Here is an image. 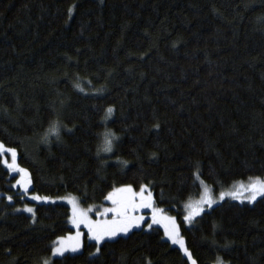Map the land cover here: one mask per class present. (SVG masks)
<instances>
[{
	"label": "trees",
	"instance_id": "obj_1",
	"mask_svg": "<svg viewBox=\"0 0 264 264\" xmlns=\"http://www.w3.org/2000/svg\"><path fill=\"white\" fill-rule=\"evenodd\" d=\"M54 122L72 131L46 145ZM106 131L120 139L98 157ZM0 141L33 195L89 207L145 184L178 222L200 194L197 165L213 193L264 178V0H0ZM16 178L0 163V264H43L73 231L69 208L25 199ZM181 234L198 264H264V198L215 205ZM95 245L51 264L186 260L159 227Z\"/></svg>",
	"mask_w": 264,
	"mask_h": 264
},
{
	"label": "snow or ice",
	"instance_id": "obj_2",
	"mask_svg": "<svg viewBox=\"0 0 264 264\" xmlns=\"http://www.w3.org/2000/svg\"><path fill=\"white\" fill-rule=\"evenodd\" d=\"M102 2V0H101ZM75 5L68 9L67 15L69 19L72 18L74 13ZM74 87L80 91L84 92V89L77 83ZM114 109L108 107L105 113L103 123L107 125L108 121L112 119ZM62 126L59 122H54L45 135L42 137V143L50 145L51 141L49 136H55L56 140L59 142L61 140V128ZM156 129H159V124L155 125ZM64 130L71 132L72 129ZM120 138L111 131H106L104 133L103 143L97 149V156L99 157L101 152L112 153L114 149V142L118 141ZM7 154V156H6ZM9 158L10 161L9 162ZM0 163L13 173H18L20 178L16 180V184L23 189L25 194L28 193L29 186L32 184L31 174L28 169L21 167L18 163V151L16 147H8L3 141H0ZM123 167H127V161H118ZM194 183L199 182L201 186L204 187V192L201 195L199 201L195 204H186L185 214L183 215L182 221L177 222L175 216H159L164 210L159 209L155 206V201L153 199V194L149 187L145 184L139 185V191L135 190L132 184H123L119 187L113 186L111 191H108L104 195V200L111 203V207H104L102 210L97 209L96 213L100 217L107 218L111 214V219L93 220L89 213L93 211L90 207L88 209H83L79 206V203L75 197L68 199V204L71 207V216L69 220L73 227L79 229L81 225L87 228L88 239L94 240L96 242V251L91 255L95 256L101 252V245L107 240H114L118 235H127L132 228H139L141 222L144 221L143 216H135L138 209H151L152 211V222L147 224L149 230L152 229L153 224H161L164 221V235L167 240L171 241L172 245H177L179 251L183 253L186 258L185 264H198V261L193 257V253L189 250L184 237L181 234V223H186L189 227L194 226L203 219L204 215L213 209L214 205H221L226 199L233 201H238L240 204L247 203L253 205L258 202L259 199L264 198V179L260 177H248V183L245 184L242 181L237 182L235 185V190L224 192L221 191L218 197L213 195L212 189L204 185V181L201 178L202 172L199 169V165L195 172L193 173ZM241 193H246L242 195ZM34 201L38 202H48V197H41L39 195H32L30 197ZM8 200L11 201L12 197L9 196ZM55 203V201H52ZM28 213L33 214V221L35 222V210L32 207H25L23 209ZM19 211V209H17ZM199 218V219H198ZM216 226L213 225V230L215 231ZM83 234L77 231L76 235L69 237H58L56 241L52 242L50 248L51 254L53 256H64L65 252L72 251L77 252L83 246L81 242V236ZM66 240L74 241L69 247L66 244ZM44 264H51L50 260H45ZM147 264H151L148 260ZM217 264H224V261L217 257Z\"/></svg>",
	"mask_w": 264,
	"mask_h": 264
},
{
	"label": "rangeland",
	"instance_id": "obj_3",
	"mask_svg": "<svg viewBox=\"0 0 264 264\" xmlns=\"http://www.w3.org/2000/svg\"><path fill=\"white\" fill-rule=\"evenodd\" d=\"M6 156H7V154H6ZM9 162H11L10 161V158H9ZM7 169V168H6ZM8 170V169H7ZM9 171V170H8ZM9 173H10V175H16L17 176V178H16V180L17 179H19L20 178V176H19V174L18 173H13V172H10L9 171ZM261 179H264V178H261ZM240 182V181H239ZM243 183H245V184H247L248 183V180H246V181H242ZM199 183V182H198ZM15 184H16V182H15ZM14 184V185H15ZM237 184V182L236 183H234L232 186H230V187H228V188H225V189H222V190H220L219 192H217V193H213V195L214 196H216V197H218V195H219V193L221 192V191H224V192H229V191H233V190H235V185ZM200 185V184H199ZM204 185L205 186H207L205 183H204ZM15 187H18L20 190H21V192L24 194V196H25V199H28L29 201H31V202H33V203H36V204H55V203H60V204H63V205H66L68 208H69V213H70V216H71V205L70 204H68V199L69 198H72V197H75L76 199H77V201H78V203H79V206L81 207V208H83V209H88V208H92L93 209V211L92 212H90L89 213V216L93 219V220H102V219H111L112 217H111V214L107 217V218H104V217H100V216H98L97 215V213H96V210L97 209H100V210H102L104 207H111L112 205H111V203L109 202L108 204H96V205H91V206H89V207H83L81 204H80V202H79V199L76 197V196H72V195H67V196H63V197H59V198H49V201L48 202H38V201H34V200H32L30 197L33 195V194H31L30 193V186H29V189H28V193L27 194H25V192L23 191V189L22 188H20L19 186H15ZM208 187V186H207ZM137 191H139V190H137ZM203 192H204V187L203 186H201L200 185V194H199V196H197V197H195V198H191L190 200H188L184 205H183V212H184V214H185V205L186 204H195L197 201H199L200 200V198H201V195L203 194ZM242 195H246V193H241ZM52 201H55V203H52ZM225 201H229V202H237V203H239L238 201H233V200H230V199H226ZM224 201V202H225ZM215 206V205H214ZM29 207H31V206H29ZM33 208V207H32ZM26 212V211H25ZM27 214H30V215H32V213H28V212H26ZM152 211H151V209H143V210H137L135 213H133V215H135V216H143L145 219H144V221H142L141 222V226L139 227V228H132L131 229V231H129L128 233H127V235L130 233V232H132L133 230H137V229H144V230H149L148 228H147V224H149V223H151L152 222V220H151V217H152ZM159 216H174V215H170V214H168V213H166L165 211H163L162 213H159L158 214ZM69 216V217H70ZM178 222V221H177ZM68 223H69V227L73 230L70 234H68V235H66L65 237H69V236H75L76 235V233H77V231H79V232H81L83 235L81 236V242H82V245L84 244V241H88V242H95L94 240H90V239H88V235H87V228H85L83 225H81V227L79 228V229H76L75 227H73L72 226V224H71V222H70V220H68ZM163 224H164V221L162 220L161 221V224H153V226L152 227H159L162 231H163V234H164V227H163ZM185 225L187 226V227H189L186 223H185ZM119 236H126V235H124V234H120V235H118L117 237H119ZM116 237V238H117ZM164 238L167 240V238L165 237V235H164ZM107 241H109V240H107ZM170 244H171V246H173V247H176L177 249H178V246L177 245H172V243H171V241H169V240H167ZM66 242V244L67 245H69V247L71 246V244H73L74 243V241H71V240H66L65 241ZM96 243V242H95ZM81 249H82V247L80 248V250L79 251H77V252H72V251H67V252H65V254L64 255H66V254H70V255H72V254H77V253H79L80 251H81ZM182 253V252H181ZM183 254V253H182ZM58 257H60V256H53L51 253H50V255H49V258H47L46 260H52L53 258H58ZM44 264V263H43ZM215 264H217V263H215Z\"/></svg>",
	"mask_w": 264,
	"mask_h": 264
}]
</instances>
